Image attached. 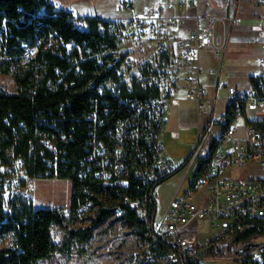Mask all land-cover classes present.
I'll use <instances>...</instances> for the list:
<instances>
[{
    "label": "built area",
    "instance_id": "built-area-1",
    "mask_svg": "<svg viewBox=\"0 0 264 264\" xmlns=\"http://www.w3.org/2000/svg\"><path fill=\"white\" fill-rule=\"evenodd\" d=\"M199 2L154 0L135 9L128 0H118L121 16L114 18L79 15L72 6L51 2L48 16L65 15L77 37L66 40L51 27L37 30L30 41L19 44V54H9L4 47L2 22L0 60L14 64L0 75L9 80L0 85L1 93L39 87L86 93V105L77 110L71 109L69 100L36 109L33 134L23 154L16 153L14 145L0 149V205L5 216L12 214L16 201H32L30 192L37 181L72 185L77 180L95 182L97 190L75 213L70 207L51 208L64 219L90 215L101 202L111 211L116 241H127L128 233L135 235L132 247L138 260L206 264L209 252L227 245L240 247L241 242L233 244L239 235L264 232V179L223 176L224 170L250 161L264 169V128L245 121L244 139L236 138L237 121L246 111L264 113V69L246 89L216 79L209 93L203 73L214 70L203 69L200 53L209 50L218 57V52L212 47L214 20ZM259 4L264 63V0ZM44 8L37 16L46 15ZM45 54L58 64L49 69ZM20 71H29L30 83L22 87L14 75ZM179 95L194 101L198 138L187 157L175 164L163 146L161 130ZM12 119L9 112L2 121L10 125ZM212 127L218 128L217 136ZM77 129L82 142H76ZM211 139L218 140L214 147ZM201 160L206 163L196 172ZM183 166L187 173L195 168L194 176L162 209L157 188ZM127 212L138 220L139 235L127 224ZM231 264H264V247L241 251Z\"/></svg>",
    "mask_w": 264,
    "mask_h": 264
},
{
    "label": "trees",
    "instance_id": "trees-1",
    "mask_svg": "<svg viewBox=\"0 0 264 264\" xmlns=\"http://www.w3.org/2000/svg\"><path fill=\"white\" fill-rule=\"evenodd\" d=\"M45 7L46 15L37 16V10ZM51 2L49 0H0V25L4 21L3 40L4 47H7L9 54H19L21 42L30 41L37 30L40 32L46 28H54L60 36L68 40L76 38L77 34L67 23V17L60 15L58 17H49ZM39 21V25L36 24ZM41 51L37 59L40 60ZM47 59L46 66L51 69L58 64L56 58L45 54ZM14 63L9 60H0V75L9 73ZM18 68V67H17ZM29 71H21L15 75V80L20 87L30 83L28 81ZM85 95L74 91L72 88L63 89L59 87L55 90H49L46 87H39L32 91L26 89L19 90L15 94H6L0 92V149L1 152L9 146L14 145L16 153L23 154L27 149L28 139L33 134L34 123L32 113L41 107L53 106L61 101L69 100L71 109L77 110L79 106H85ZM12 113L13 119L10 125L5 124L2 119L8 113ZM257 125L264 128V120L254 121ZM22 124L24 126H22ZM15 128V133L12 128ZM76 142H82L84 137L82 131L77 129L75 133ZM218 140L210 141L211 147H214ZM206 160H201L196 169L199 172L203 169ZM97 183L90 181H73L71 185V197L69 207L75 213L81 202L88 198L89 193L97 190ZM99 192V190H98ZM97 202V201H96ZM98 208L94 210V216L90 217V225L78 231H70L73 237L78 235L81 240H87L94 227L100 226L110 220L111 211L102 206L101 202ZM28 200H18L12 204V214L3 213L0 205V264H39L42 260L50 259L56 252L64 251L52 240L51 229L53 226H64L63 217L51 207H35ZM75 216H71L74 218ZM127 224L135 226L136 235H139V222L133 212L125 214ZM6 219V220H4ZM11 234L12 239L8 240L7 235ZM264 235V232L262 234ZM257 236L251 232H245L235 238L233 244L242 243L240 247H226L216 252H209V258H234L241 255L245 250L249 253L257 248L255 244L250 245L251 241ZM7 242V243H5Z\"/></svg>",
    "mask_w": 264,
    "mask_h": 264
},
{
    "label": "rangeland",
    "instance_id": "rangeland-1",
    "mask_svg": "<svg viewBox=\"0 0 264 264\" xmlns=\"http://www.w3.org/2000/svg\"><path fill=\"white\" fill-rule=\"evenodd\" d=\"M54 1V0H51ZM64 6H70L65 1L71 0H59ZM118 0H91L88 4H84L87 12H91L89 5L92 4L95 11L101 16H121V12L116 10V3ZM132 3L135 9L143 7L145 1L148 0H128ZM239 0H200V9L210 13L214 20V37L212 41V47L218 52V57L213 55L212 51L203 50L200 53V61L203 67L212 68L214 73L208 77L209 82L215 80L214 78L220 74L222 62L234 61L236 64H242L246 61L243 58L241 52H230V48L238 47V43L233 45H224L222 43L223 38L226 36L218 34L219 29L223 23H225L226 30L232 35L230 38L232 41L238 42L243 36L242 32L238 28V21L241 16L240 8H243V2ZM241 1V0H240ZM250 5V9L256 7L257 0H247ZM87 6V7H86ZM245 6V5H244ZM82 8L83 5H82ZM248 13V11H246ZM258 19L255 15H247L242 19V24H257ZM218 24V26H216ZM250 36H256L255 28L247 32ZM229 40V39H228ZM220 41V42H219ZM252 42V39H248ZM226 44V43H225ZM228 48V49H227ZM206 79V77H205ZM207 80V79H206ZM8 78L0 76V85L8 83ZM223 95V92L220 91ZM181 100L173 101L172 108L177 121L180 125L177 128L179 133V146L188 148V154L197 142V113L194 101L186 99L183 96ZM248 116H252V111L248 110ZM171 113V112H170ZM211 133L215 136L218 135V128L212 127ZM187 154V155H188ZM252 169L253 171H251ZM195 168L187 173V166L181 167L174 172L170 177L160 183L157 188L159 195V201L162 209L166 206V203L174 195L179 185L183 182V188L187 186L188 182L193 178ZM249 172H254V168L251 164L246 166H235L224 170L223 176L231 174L238 176L249 175ZM31 202L35 207H53L63 208L69 207L71 197V183L66 181H37L30 192ZM94 216V212L90 215H80L74 218H64V226H53L51 229L52 240L59 247H62L64 251L56 252L50 259L42 260L39 264H163L162 261H142L138 260L133 255V241L135 235L128 233L126 235L127 241L119 242L115 240L116 228L115 224H110V221L94 227L91 236L87 240H81L78 235L71 236L70 231H78L87 228L90 225V217ZM111 220V219H110ZM199 227L202 230L206 229L204 222L199 223ZM253 243H264V235H259L252 240ZM112 243L113 247H109ZM241 244H234V246H240ZM233 258H209L206 264H231Z\"/></svg>",
    "mask_w": 264,
    "mask_h": 264
},
{
    "label": "crops",
    "instance_id": "crops-1",
    "mask_svg": "<svg viewBox=\"0 0 264 264\" xmlns=\"http://www.w3.org/2000/svg\"><path fill=\"white\" fill-rule=\"evenodd\" d=\"M49 1L52 3L57 2L63 6L65 5V4H62L59 0H54V1L49 0ZM88 1H91V0H71V1H65L64 3H69L68 5L74 7V9L76 10V12L79 15H91L93 13H97L95 11L94 7L92 6V4L89 5V8H91V12H87V9L85 8L84 4H86V3L88 4ZM152 1H154V0H148V2L145 1L143 6L152 2ZM239 2L240 3L243 2V8L239 7ZM82 5L84 8H82ZM237 6L239 7V10L241 12V16H240V19L238 21V28L243 33L242 34L243 36L241 37L240 41L235 42V41H232L230 39L232 37V35L226 30L225 23H223L221 25L220 29H219L218 24L216 26H218L219 36H220V34L226 36V34L228 33L226 38L225 39L223 38L222 43L225 40L226 44L224 43V45H226V47L228 45L229 46L233 45V43H238L239 46L235 47V48H230L231 49L230 52H232V53L241 52L243 58H245L246 61L242 64H236L232 60L228 63L222 62L220 74H218L214 78L215 80H212L211 82H209V80H208V77L211 76V74H209L205 71L203 73V81H204L205 85L207 86L209 93H213L216 79H220V80L224 81L226 84L233 85L239 89H246L251 84L252 78L255 75H257L262 69H264V63H262V59H261L262 53H261L260 48H259V42H260V33H259V29H258L259 23L257 22V24H255V25L242 24V19H244V17H246L247 15H250V14L255 15L256 18L258 19L259 13H260L259 0H257L256 7L254 9L253 8L250 9V5H249V2H247V0H241V1L239 0ZM246 11H248V13ZM101 17H103V18H114L115 16H101ZM252 28H255L256 36H250L247 34L249 29L251 30ZM213 37H214V34H213ZM248 39H252V42H249ZM212 41H213V39H212ZM202 67H203V65H202ZM203 69L206 70L207 68L203 67ZM205 77L207 80L205 79ZM178 97L179 98H177V99H173L172 102L176 101V100L180 101L181 96L179 95ZM170 109H171V113L167 116L166 120L164 121V123L162 125L161 139H162L163 146H164L165 150L171 155L174 163L180 164L187 157L188 148H184L183 146H179V133L177 131V128L180 125L179 124L180 122L177 121V118H176L175 114L173 113L174 110L172 108V103H171ZM262 120H264V113H254L253 112L252 116L249 117L248 112L246 111L244 117L237 121L238 128H237V132H236V138L240 139V140L244 139L245 121H262ZM225 146L228 147L229 145L226 144ZM247 164H251L253 166V168H254L253 173L249 172V175H246V176H238V175L228 174L226 176L224 175V177H228L231 179H247V178H249V179H264V169H261L259 167L257 161L247 162L244 166H246ZM250 170L253 171L252 169H250ZM184 189L185 188H183V182H182L171 198H173L176 194H179L182 191H184ZM167 203H166V205H167Z\"/></svg>",
    "mask_w": 264,
    "mask_h": 264
},
{
    "label": "water",
    "instance_id": "water-1",
    "mask_svg": "<svg viewBox=\"0 0 264 264\" xmlns=\"http://www.w3.org/2000/svg\"><path fill=\"white\" fill-rule=\"evenodd\" d=\"M255 244L256 247H264V243H250V245Z\"/></svg>",
    "mask_w": 264,
    "mask_h": 264
}]
</instances>
